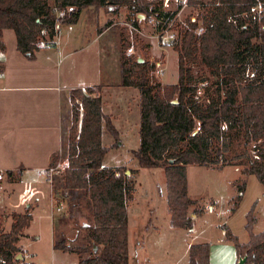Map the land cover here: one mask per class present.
Wrapping results in <instances>:
<instances>
[{
    "label": "trees",
    "instance_id": "1",
    "mask_svg": "<svg viewBox=\"0 0 264 264\" xmlns=\"http://www.w3.org/2000/svg\"><path fill=\"white\" fill-rule=\"evenodd\" d=\"M188 1L200 11L195 20L188 17L176 28L177 82L152 81L154 63L122 52L119 67L120 85L133 87L140 95L139 146L131 151L132 157L138 167L164 170L170 226L191 230L192 214L201 210L189 212L196 200L188 194L186 166L220 169L237 166L244 158L247 162L241 173L254 175L264 185V0ZM92 6L111 8V12L125 7L127 16L156 13V19H161L155 22L158 31L175 13L164 10L163 0H0V50L4 49L2 31L12 29L17 49L32 58L42 43H52L60 24L76 23L81 10ZM120 42L124 51L129 43L123 33ZM192 65L203 66L220 78L204 101L198 99L191 82ZM101 89L97 84L70 91L67 165L61 175L53 176L52 195L54 204L62 201L75 218L85 208L87 216H83L90 222L76 233L78 243L71 245L60 231L53 247L76 254L78 264H130L127 203L134 191L124 166L103 165L106 154L117 147L119 132L103 113L102 98L96 95ZM237 126L242 127L246 142L257 143L253 158L246 150L229 159L220 157L229 147L225 128ZM104 130L114 139L109 146L102 141ZM5 175L9 178L10 172ZM254 206L246 214L247 242H240L224 224L221 228L237 259L246 255L245 264H264V230L253 232ZM9 216V230L0 225V264L17 261L19 238L32 220L27 213ZM61 221L67 224L68 220L63 217ZM209 253L207 242L190 244L188 264H210Z\"/></svg>",
    "mask_w": 264,
    "mask_h": 264
},
{
    "label": "crops",
    "instance_id": "2",
    "mask_svg": "<svg viewBox=\"0 0 264 264\" xmlns=\"http://www.w3.org/2000/svg\"><path fill=\"white\" fill-rule=\"evenodd\" d=\"M83 10L86 11V8ZM81 12L76 23L60 24L52 43H42L32 58L17 49L12 29L2 31L4 49L0 50V170L9 171L10 177L5 175L1 182L0 223L8 231L12 222L9 216L11 212L32 216L30 225L19 238L20 253L16 255L17 261L14 264H70V258L78 264L76 254L53 247L55 231H61L68 237L64 230V225L68 223L61 221L64 216L55 215L52 187L44 175V170L59 158L67 159L68 135L72 124L70 91L108 84L105 82L108 73L103 70L100 56L101 46H96L95 50L93 46L105 38L110 26L99 30L100 24L97 25L95 20H79ZM130 23L133 24V21ZM118 70L120 71L119 63ZM117 85H120V80ZM108 111L103 110V113L112 118L121 138L124 125L117 124V115L111 110ZM105 132L106 130L103 131ZM137 142L139 144V139ZM112 143L110 140L106 145ZM122 144L123 140L117 146ZM111 150L116 154V147ZM103 165L107 166L104 160ZM226 168L224 166L214 171L222 172ZM186 175L189 194L187 166ZM230 186L232 198L236 193L232 181ZM135 201L134 193L133 204ZM198 203L196 200V204ZM209 207L211 210L212 207ZM77 218L79 222L76 233L82 232L81 227L90 222L80 214ZM133 219L135 225L131 247L129 228ZM127 224L129 262L146 264L149 260L145 248L146 240L148 236L159 234L160 226L158 223L153 224L151 219L143 224L137 208L134 209L129 204ZM157 238L158 235L150 240L155 241ZM219 241L216 245L220 251L215 252V256L212 252L214 245L209 249L210 264H236L235 248L223 243L230 241L225 240L224 236ZM190 244L187 243V252Z\"/></svg>",
    "mask_w": 264,
    "mask_h": 264
},
{
    "label": "rangeland",
    "instance_id": "3",
    "mask_svg": "<svg viewBox=\"0 0 264 264\" xmlns=\"http://www.w3.org/2000/svg\"><path fill=\"white\" fill-rule=\"evenodd\" d=\"M178 8L179 6H177L175 0H168L165 11L176 12ZM199 11L197 7H193L192 5L185 7L174 20L172 25L174 26V30L177 32L176 28L182 22H185L188 17H196ZM127 15L128 11L125 7L120 8L117 12H111L108 8L92 6L86 8V11L83 10L81 12L79 20H95L97 25L100 24L99 30L110 26L104 35L105 38H102L93 46L94 50L96 46H101L100 56L103 70L108 73V78H105L107 80L105 82H108V84H102L101 94L96 95H101L102 97L103 110H111L117 115V124L124 125V131H121L122 136L121 138L119 136V140L117 141L118 144L123 140L124 144L116 147V154L113 153V150L107 153L104 162L108 167H115L113 165L125 167L127 170L126 176L132 182L133 191L136 195L134 204L133 200L127 204L131 205L134 209L137 208V214L139 212L143 224H146L151 219L153 224L158 223L157 225L160 226L161 232L148 236L146 240L145 248L147 256H149L146 264H188L187 243L207 242L210 250L211 246L214 245L212 252L215 256V252L220 251L216 244L222 236H225L224 230L221 228L223 224L232 234L238 237L240 242H247L249 235L245 229L246 214L253 205H255L253 213L256 217L253 232L259 233L264 230V185L254 175L245 176L241 173L244 164L247 162L246 159L243 158L237 161L239 165H235L234 167L233 165H227V168L222 172L206 169L203 165L187 166L189 196L200 203L192 205L189 212L192 213L194 209H200L201 211L197 215L192 214V218H194L193 227L191 230H186L170 227L169 225L164 170L161 167H138L136 160L132 157L131 151L137 149L139 146L137 139H139L140 95L138 90L132 87L117 85V81L121 80L120 71H117L120 54L122 52L124 55H132L138 58V60H148L154 63V65L156 62H160V67L156 68L155 66L152 72L154 78L152 81L155 80L161 84L177 82L178 65L177 52L174 47L171 46L163 50L159 46L156 36L158 30H155L156 21L150 22L148 19H141L137 22L138 25H135L134 20L137 19L136 16ZM158 20L161 19L158 18ZM132 21L133 24L130 23ZM169 21L163 25H166ZM128 23L136 26L139 32L131 34L128 30ZM10 32L13 33L12 30ZM121 33L124 34L126 41H128V46L133 44V52L130 53L126 50L128 46L124 51L122 50L120 42ZM91 62L92 59H90ZM161 69L163 70L162 74L160 72ZM248 73L247 71L246 74ZM219 79L213 71L200 65H192L191 82L197 87V97L199 100L204 101L207 96H210L214 92ZM224 132V138L228 141L229 147L228 151L220 157L229 159L234 155L241 154L244 150L248 152L250 157H254L257 143L246 142L242 127L225 128ZM110 140L114 142V139L107 131L103 133V144L106 145ZM214 145L215 147L219 146L216 142ZM65 162L66 160L63 158H59L53 162L54 164L52 165L60 164L61 166L57 175L63 173ZM230 181L235 185L236 192L232 198ZM160 190L162 191L160 192ZM238 195L240 197L236 208L231 212V208L234 206ZM209 206L212 207L211 210ZM54 212L55 215L64 216L68 220V224L64 225V230H66L68 235L66 238L70 240L69 243L71 245L78 243L79 241L76 239L78 234H76L79 222L78 218H75V215L71 216L68 214L65 204L62 211L56 212L54 209ZM83 215L87 216L85 208H83ZM135 215L136 213H134ZM0 220L2 219L0 218ZM132 222L129 228L131 247L133 246V225H135V219ZM2 228L5 229L4 227ZM57 233L55 231V235ZM156 235H158V238L155 241L154 239L150 240L151 237H155ZM223 243L233 246L231 242ZM46 263L44 262V264ZM60 263L58 262V264ZM70 264H75L72 258H70Z\"/></svg>",
    "mask_w": 264,
    "mask_h": 264
},
{
    "label": "built area",
    "instance_id": "4",
    "mask_svg": "<svg viewBox=\"0 0 264 264\" xmlns=\"http://www.w3.org/2000/svg\"><path fill=\"white\" fill-rule=\"evenodd\" d=\"M177 2V6H179V8L176 10V12L174 13V15L172 16V18L170 19V21L164 25L161 30H159L156 34L158 42H159V46L165 50L168 47H171L174 45L175 40L177 39V32L174 30V20L175 18L180 14V12L185 8L188 7L190 5L188 0H175ZM168 5V0H163V8L165 10V7H167ZM140 17H142V19H148L150 22H155L157 14L156 13H150L147 16L145 15H141V14H137L136 18L138 20H140ZM195 16H191L190 20H195ZM182 24H184V22H182ZM128 25V30L131 34H133L134 32H139L138 28L134 25ZM132 41V40H131ZM128 52H133V44H131L130 46L127 47L126 49ZM156 68L160 67V62H156L155 63ZM163 70L161 69L160 72L161 74ZM65 167L67 165V162L64 163ZM59 169H61L60 164L57 165H50L48 166L45 170H44V175L47 179V181L52 184L53 181V176L57 175V173L59 172ZM5 176V172L0 170V188H1V182L3 180ZM64 207V203L62 201H59L55 206L54 209L56 212H60L63 210Z\"/></svg>",
    "mask_w": 264,
    "mask_h": 264
},
{
    "label": "water",
    "instance_id": "5",
    "mask_svg": "<svg viewBox=\"0 0 264 264\" xmlns=\"http://www.w3.org/2000/svg\"><path fill=\"white\" fill-rule=\"evenodd\" d=\"M143 16V15H142ZM139 61H142L141 59H139ZM173 102H176V99L173 100ZM127 172V170L125 171V173ZM193 216V215H192ZM245 260H246V255L242 256V257H238L237 259V264H245Z\"/></svg>",
    "mask_w": 264,
    "mask_h": 264
}]
</instances>
